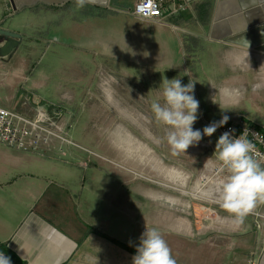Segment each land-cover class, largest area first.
<instances>
[{
  "label": "crops",
  "instance_id": "0c3cea01",
  "mask_svg": "<svg viewBox=\"0 0 264 264\" xmlns=\"http://www.w3.org/2000/svg\"><path fill=\"white\" fill-rule=\"evenodd\" d=\"M105 2L81 9L75 0H9L15 10L32 11L35 24L33 34L1 27L23 38L15 53L0 56V106L33 118L46 110L81 148L95 146L137 168L143 165L139 152L149 161L155 151L150 137H167L151 109L153 102L163 103V80L196 81L195 98L217 103L204 114L218 116L221 83H199L193 71L223 73L225 58L264 55V0H168L159 19L136 16V0ZM180 2L187 3L185 10L168 13ZM45 43L55 44L51 54ZM199 119L193 128L202 130L208 122L200 125ZM219 136L217 130L178 155L207 149L212 162L207 167L203 160L197 169L208 171L203 179L212 185L201 196L210 200H216L211 173ZM74 147L55 141L33 153L0 144V245L6 249L0 253L10 252L16 264H132L146 227L162 233L176 264H262L264 217L260 228L244 218L237 234L228 231L236 224L230 215L221 224L226 230L202 233L187 216L191 202L160 196L147 185L152 181L111 169ZM169 150L151 166L170 172ZM188 178L183 173L179 182ZM253 211L264 214V204Z\"/></svg>",
  "mask_w": 264,
  "mask_h": 264
},
{
  "label": "rangeland",
  "instance_id": "374dc122",
  "mask_svg": "<svg viewBox=\"0 0 264 264\" xmlns=\"http://www.w3.org/2000/svg\"><path fill=\"white\" fill-rule=\"evenodd\" d=\"M30 15L33 17L32 11H30L28 8L22 10L16 9L14 14L8 15L6 17V20H4L2 23L5 27H9L14 30H21L25 32V34H33L32 30L34 29L33 25L35 24V21H32V19L29 18ZM3 18L4 14L2 13L1 19L3 20ZM55 26L56 25L47 27V30L40 35H42V37H46L48 33L51 32L50 29ZM54 46L55 44L47 45V43H45L43 45V48L51 54ZM258 52L261 53V51ZM201 58V61H204L206 66L210 68L204 58ZM192 62L191 68H193V66L195 65V61L193 60ZM224 63L228 68L227 72L225 71L222 73L221 71L219 72L215 69L205 71L203 67H199L200 70L198 69V73H196L197 69H195L193 71V74L194 76L200 75L202 81H199V83H205L209 79H214V81L212 82L216 83L218 86L221 83L219 91L220 93H222L223 91L224 94H222L225 95V97L221 99L222 96H220V99L218 98L220 100V103H222L219 104L218 107V116L220 115V117H222V115H228L230 118H232L236 114H242L264 129V55H257V52L254 53V51H251L249 55L238 56L233 60H231L230 57L225 58ZM202 85L203 88L207 90L205 86L208 87L209 84L206 83L205 86L204 84ZM204 97L205 96H201L200 98H197V100L199 101L198 115L200 117V125H203L204 122H208L209 124V119L215 120L216 118H218V116L216 117L207 115L206 113L204 114L205 111H208L210 108L217 105L216 101L210 100V102H208ZM204 118L206 119V121L204 120ZM154 124L156 127L155 122ZM197 128L199 127H195V129ZM202 128H204V126H202ZM150 138H154L151 143L155 151L154 153H148L149 157H151L149 161H146V153L139 152V159L142 158L141 164L143 165H140L137 168L125 165L123 161L120 162L119 159L114 158L112 153L100 150L95 146L81 143L83 144V146H85L84 148L74 147V149H79L82 153H86L89 159H94L96 161L105 163V165L111 169L122 171L127 175L136 176L146 182L152 181L147 185H153L154 192L158 193L160 196H165L172 200L180 201V203L185 204L191 202L189 215L187 216H189L188 218H191V220H193V223L195 224L194 227H197L200 232L203 233L212 229L226 230L225 225L222 226L221 224H225V222L232 220L230 214H225V211L219 207L215 200H210L208 197L204 198L201 196L202 194H204V190L209 189V186L212 185L210 184V181L205 183L203 179L205 176H207L208 171L204 170L203 174H200L198 170L200 169L198 168L199 163L203 162V160L205 161L207 159V163L205 164L207 165L209 163L207 167H209L210 162H212V158H209L211 156L208 154L207 149H203L205 147L199 148L196 150V154L193 153V151L188 152L185 158L183 156L173 155L170 149L169 158L171 159V161L170 163H168L170 172H167V170L165 169L162 170L161 168H157L156 164L153 168L149 163L152 161V159L155 160V158L158 157L162 158L163 156H166L168 154V143L166 142V136L156 135ZM190 147L194 149L195 146ZM215 162L217 161H214V163ZM194 165L196 168L194 167ZM165 173L168 174L169 178L167 176L165 177ZM183 173L189 176L185 184L179 182ZM211 176V182L213 181L214 184H216L217 180L221 178L222 173L217 174L215 166H213ZM199 182H201V185H197V183ZM198 188H200V191L198 190ZM215 207L224 212V214H220L218 210H216V212H213L215 211ZM245 218L254 219V221L256 220V216L250 213ZM243 221L241 223H236L234 220H232V222L236 223L233 226L235 228H228V231L238 234L239 232H241V230L235 229L238 227L242 228ZM122 222L123 225H126L123 220ZM111 227L112 229H118V224L113 223ZM116 234L122 235L123 232ZM260 238L264 240V233H262V237L260 236ZM236 239L241 240V236L237 237ZM238 250L240 251V248ZM258 250L260 251L261 256H263L262 264H264V247H261ZM236 255L238 254H235V256Z\"/></svg>",
  "mask_w": 264,
  "mask_h": 264
},
{
  "label": "clouds",
  "instance_id": "9594fccd",
  "mask_svg": "<svg viewBox=\"0 0 264 264\" xmlns=\"http://www.w3.org/2000/svg\"><path fill=\"white\" fill-rule=\"evenodd\" d=\"M92 2L75 0L81 9ZM195 83L191 78L187 84H182L180 78L165 79L162 81L163 103L151 105L155 119L168 128L166 139L173 155L186 153L190 146L198 145L205 136L211 137L230 119L222 115L219 121L211 122L202 130L193 128L199 119ZM234 133L235 129L223 132L215 144L219 172L223 174L216 182L215 202L236 223H241L257 203H264V167L252 155L254 146L247 138L248 130L238 137ZM131 260L132 264H176L162 233L147 227L139 237ZM0 264H11L10 257L0 253Z\"/></svg>",
  "mask_w": 264,
  "mask_h": 264
},
{
  "label": "built area",
  "instance_id": "2783aa9c",
  "mask_svg": "<svg viewBox=\"0 0 264 264\" xmlns=\"http://www.w3.org/2000/svg\"><path fill=\"white\" fill-rule=\"evenodd\" d=\"M93 1H106L105 3H107L110 0ZM167 1L136 0L133 12L142 19H159L164 14L163 6L168 4ZM8 3L9 0H0V14L3 13L2 7L6 16L14 14L15 9L10 7ZM186 7L187 3H172L168 13L178 14ZM4 20H6L5 16L3 20L0 18V29ZM229 129H235L234 135L237 137L245 129L248 130L247 138L254 146L252 155L264 167V129L242 114L234 115L226 125L217 130L221 135ZM55 141L80 147L46 110L40 108L38 116L33 118L0 106V144L23 152L35 153L40 151L43 146L51 148ZM215 169L216 173L219 174V163L215 166ZM250 214L256 216V224L260 228V220L263 219L264 214L253 210Z\"/></svg>",
  "mask_w": 264,
  "mask_h": 264
},
{
  "label": "water",
  "instance_id": "95a60500",
  "mask_svg": "<svg viewBox=\"0 0 264 264\" xmlns=\"http://www.w3.org/2000/svg\"><path fill=\"white\" fill-rule=\"evenodd\" d=\"M23 36L15 31L7 29H0V56L6 57L15 53L16 49L20 45ZM203 235L202 237H204Z\"/></svg>",
  "mask_w": 264,
  "mask_h": 264
},
{
  "label": "trees",
  "instance_id": "16d2710c",
  "mask_svg": "<svg viewBox=\"0 0 264 264\" xmlns=\"http://www.w3.org/2000/svg\"><path fill=\"white\" fill-rule=\"evenodd\" d=\"M126 247H127V246H126ZM2 250H6V249L3 248L2 245H0V251H2ZM7 252H8V251H7ZM7 256L10 257L11 261H12L14 264H16V262L18 263V261H19L18 258L15 257V256H13L10 252L7 253Z\"/></svg>",
  "mask_w": 264,
  "mask_h": 264
}]
</instances>
